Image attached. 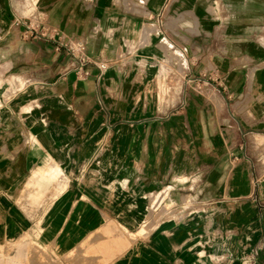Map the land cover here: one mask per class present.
I'll return each instance as SVG.
<instances>
[{
  "label": "crops",
  "instance_id": "0c3cea01",
  "mask_svg": "<svg viewBox=\"0 0 264 264\" xmlns=\"http://www.w3.org/2000/svg\"><path fill=\"white\" fill-rule=\"evenodd\" d=\"M210 1L78 0V15L70 22L65 0L61 23H52L46 8L38 24L81 30L87 53L96 58L110 54L108 35L118 38L126 30L135 40L163 39L191 54L199 38L200 56L220 63L213 76L225 84L229 98L239 99L231 105L239 125L264 131V83L253 71L264 69L253 64L264 61V44L249 34L264 25V0H223L232 4L225 6L230 15L220 21L208 16ZM21 13L22 0H0V69L19 68L33 79L39 77L33 66L43 55L51 69L38 83L45 89L40 101L0 105V264H6L7 241L25 235L39 251L21 240L13 251L16 264H32L35 254L42 264H264V133L253 134V148L232 145L227 133L231 120L224 117L225 147L205 154L220 159L219 165L213 161L198 169L204 175L201 186L195 183V190L183 196L165 157V129L151 134L146 122L129 124L114 105L95 100L105 90L102 80L96 81V69L91 67L90 77L81 83L72 82L64 51L54 68L53 47L21 38ZM172 18L169 28L166 22ZM154 26L159 28L156 36ZM129 71L122 76H151L149 70ZM140 89L146 91L149 84ZM74 92L79 99L70 101ZM49 167H58L60 181L49 178ZM195 178L191 174L190 180ZM35 185L43 191L32 201L27 195ZM167 188L173 189L169 199L177 207L176 218L169 221L156 213ZM188 197L194 204L212 201L220 209L212 221H200L186 212L191 209L185 208ZM144 225L148 229L140 235Z\"/></svg>",
  "mask_w": 264,
  "mask_h": 264
},
{
  "label": "rangeland",
  "instance_id": "374dc122",
  "mask_svg": "<svg viewBox=\"0 0 264 264\" xmlns=\"http://www.w3.org/2000/svg\"><path fill=\"white\" fill-rule=\"evenodd\" d=\"M63 1L65 0H22L21 19L25 22V25L23 24L21 38L25 41L33 39L42 44H47L49 48L53 47V51L49 56L54 55V68L60 60V58L58 60L60 52L64 51L68 58L69 67H67V71L73 77L72 82L81 83L82 80L90 77L89 70L91 67L96 69V81L102 80L105 90L97 93L95 100L114 105L118 108V113L125 114L124 120L128 121L129 124L140 126L146 122L149 127L148 131L151 134L159 131L163 133L165 129L167 134L165 157L167 163H170L172 171L177 174V181L174 177L169 180L181 183L183 196L189 195L190 192L195 190V183L201 184L204 175L200 174L198 169L204 168L213 161V165H219L218 161L220 159L217 161V158L205 157V154L206 151L211 149L216 150L225 147L224 127L222 125L224 117L229 115L231 120L227 133L232 140V145L240 142L243 149L248 148V146L253 148L255 144L257 145V142L254 144L253 134L264 133V131L259 132L258 128L255 127L246 130V128L239 125V116L231 109V105L238 102L239 99L229 98L225 84L221 82L220 78L213 76L212 71L218 68L220 63L211 61L212 59L209 58L205 60L203 56H200L203 47L199 38L197 39L196 52L193 50L195 54H191L189 49L183 46L171 48L163 39L153 42L145 37H140L135 40L131 38L133 33L126 30V34L124 33L118 38L111 39L112 37L108 35L110 54L104 57H92L87 53V42L82 40L81 30L45 29L38 24L43 20L42 11L46 8H49L51 12L48 16L51 22L61 23L59 17H61V11L63 10ZM238 1L243 2L244 0ZM253 1L246 0L245 2L251 4ZM223 2V0H213L210 1V5L206 6L208 7V16L214 18V21H220L221 18L230 15L228 10H225V6H230L232 3ZM236 4L234 3V5ZM68 7L69 21H75L79 9L78 0H68ZM86 8H88V5ZM173 20L172 18L169 22H166L169 28H171ZM158 30L159 28L154 26L151 32L153 31L156 36ZM89 32L86 31V34H89ZM249 34L259 43L264 44V25ZM149 52L151 53L147 55L146 53ZM81 55L85 57L83 70L88 72L85 78H81ZM49 56L48 62L50 60ZM100 58L103 59L100 60ZM43 59H45L44 55L41 62L33 66L39 76L33 79H29L19 68L6 67L0 69V105L5 101H40V98L45 95V89L40 88L38 83L45 81L41 76L46 75L47 70L51 69L50 64L45 67L46 62H43ZM253 64L259 68L264 67V61H257ZM1 65L3 63H0ZM101 65L103 68L100 70L98 67ZM2 69L4 71H1ZM127 70L131 72L149 70L151 76L126 79L122 75ZM253 71L256 72V80L264 83V69L254 68ZM21 81L24 82L22 88L19 87ZM31 83L36 84L31 85ZM146 84H149V89L143 92L140 88ZM107 88L110 89L107 90ZM74 94L75 96L70 97V101L79 99L76 97V92ZM54 96H56V93H54ZM251 104L254 107L253 100H251ZM112 112H115V110ZM173 118L176 120L175 124L171 126L170 123ZM170 135H174V137ZM232 160L234 159L231 158L230 161L232 162ZM179 173L180 175H178ZM191 174L197 177L194 181L190 180ZM60 176L59 170L53 178L54 181H60ZM190 183H192L191 190H189ZM42 191L43 188L35 185V189L30 194L33 196L28 194L27 198L37 201L40 199ZM171 192H173V189L167 188L161 201V203H164L161 206H156V213L158 212L159 216L164 217L166 221L176 218L174 210L177 207L169 199L172 196L170 195ZM23 198H26V196ZM158 201V198H156L154 205ZM187 201H185L187 203L185 208L191 207V209L186 212L193 213L200 221H212L213 215L220 209L212 201L194 204L195 202L191 201L189 197ZM149 225L152 226L153 223ZM213 228L215 226L211 225L210 229ZM147 229V226H142L139 234H144ZM24 239L27 240L28 247L32 246L31 251L35 253L39 251L37 244L26 235L16 242L7 241L5 244L6 264H16L13 255L14 247H19L21 240ZM215 244L216 242H214ZM83 249L84 247L81 248V250ZM86 255L88 256L89 253L86 252ZM32 258V264H42L43 262V258L36 256V254Z\"/></svg>",
  "mask_w": 264,
  "mask_h": 264
},
{
  "label": "bare ground",
  "instance_id": "6f19581e",
  "mask_svg": "<svg viewBox=\"0 0 264 264\" xmlns=\"http://www.w3.org/2000/svg\"><path fill=\"white\" fill-rule=\"evenodd\" d=\"M58 172H59V169L57 167L50 168L49 169V175H50L49 178H54L58 174ZM138 203H140V202H138ZM138 208L139 209L143 208V206H141V203L138 204Z\"/></svg>",
  "mask_w": 264,
  "mask_h": 264
},
{
  "label": "built area",
  "instance_id": "2783aa9c",
  "mask_svg": "<svg viewBox=\"0 0 264 264\" xmlns=\"http://www.w3.org/2000/svg\"><path fill=\"white\" fill-rule=\"evenodd\" d=\"M84 61H85V57H84V55H81V78H85V76L88 74V72L86 70H83ZM102 68H103L102 65L100 67H98V69H100V70Z\"/></svg>",
  "mask_w": 264,
  "mask_h": 264
}]
</instances>
